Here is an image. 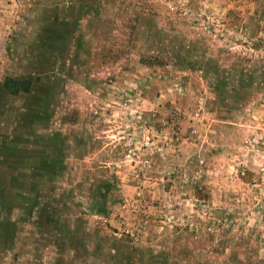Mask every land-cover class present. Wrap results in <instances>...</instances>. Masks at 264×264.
<instances>
[{"label": "rangeland", "instance_id": "obj_1", "mask_svg": "<svg viewBox=\"0 0 264 264\" xmlns=\"http://www.w3.org/2000/svg\"><path fill=\"white\" fill-rule=\"evenodd\" d=\"M0 264H264V0H0Z\"/></svg>", "mask_w": 264, "mask_h": 264}]
</instances>
